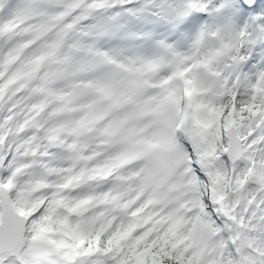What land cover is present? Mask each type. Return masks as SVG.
Wrapping results in <instances>:
<instances>
[{
	"label": "snow or ice",
	"instance_id": "6c2138e0",
	"mask_svg": "<svg viewBox=\"0 0 264 264\" xmlns=\"http://www.w3.org/2000/svg\"><path fill=\"white\" fill-rule=\"evenodd\" d=\"M0 264H264V0H0Z\"/></svg>",
	"mask_w": 264,
	"mask_h": 264
}]
</instances>
